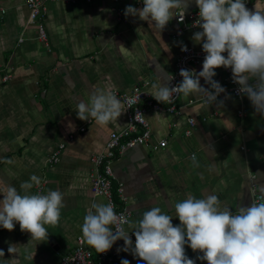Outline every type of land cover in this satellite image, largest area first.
Returning <instances> with one entry per match:
<instances>
[{
	"label": "crops",
	"instance_id": "1",
	"mask_svg": "<svg viewBox=\"0 0 264 264\" xmlns=\"http://www.w3.org/2000/svg\"><path fill=\"white\" fill-rule=\"evenodd\" d=\"M256 2L250 0L246 7L255 11ZM188 3L185 13L199 10L194 0ZM129 5L142 8L136 0L48 1L46 45L29 23L25 0H0V63L12 73L0 86V191L6 186L20 191L21 183L35 174L41 178L40 193L58 190L64 197L59 223L45 225L47 239L32 240L20 227L0 231V264H61L63 255L75 248L91 204L106 203L92 193L91 156L104 149L112 131L127 125L126 108L122 103L118 120L98 125L94 119H78L76 103H89L97 90L131 92L143 85L150 93L152 83H168L164 80L170 79L185 45L203 51L202 42L191 39L201 28L175 38L182 25L176 15L159 32L138 16L125 17ZM203 61L191 63L197 73ZM215 71L213 79L226 84V68ZM201 85L214 91L203 78ZM176 105V113L149 110L151 145L127 149L113 164L131 213L125 229L132 241L138 220L151 207H160L179 225L174 205L188 195L215 194L221 208L233 212L250 206L256 194L264 202V116L248 97L225 91L209 104L205 94L193 93L180 95ZM163 139L168 143L160 147ZM61 143L66 146L60 160L50 163ZM29 192L35 194L37 187ZM124 247L120 239L109 250L118 253L115 264H145ZM185 253L196 264H207L198 259L203 253L187 245Z\"/></svg>",
	"mask_w": 264,
	"mask_h": 264
},
{
	"label": "clouds",
	"instance_id": "2",
	"mask_svg": "<svg viewBox=\"0 0 264 264\" xmlns=\"http://www.w3.org/2000/svg\"><path fill=\"white\" fill-rule=\"evenodd\" d=\"M194 2L199 8V19L194 26L202 31L195 32L191 39L202 42L206 53L202 70L197 73L182 68L179 75L183 79L177 85L171 86L161 80L152 83L149 94L167 104L178 95L203 93L205 101L213 104L226 91L213 79L215 69L225 67L231 69L233 81L240 85L239 93L246 95L255 111L264 116V3L257 0L255 11H251L245 0ZM188 6V0H143L142 8L129 5L124 15L138 16L160 32L174 15L183 20ZM187 50L185 45L182 51ZM201 78L214 91L204 88ZM252 79L255 84L249 83ZM122 103L112 91L97 90L89 103L83 100L76 103L77 118L94 119L98 125H107L121 116ZM135 119H139L138 113ZM192 159L195 163L194 155ZM40 184L41 178L33 174L29 181L21 183L20 191L14 186L0 191L3 195L0 227L12 231L18 223L22 232L31 233L32 240L48 238L45 225L59 223L64 197L58 190H48L46 194L29 192L34 185L39 187ZM220 204L215 194L203 198L188 195L174 205L175 217L180 221L177 226L172 223L173 217L162 212L160 207L149 208L136 224L133 248L129 233L122 227L129 221L116 214L110 201L93 202L81 225L82 239L98 253L107 252L117 240L123 239L125 247L122 250L131 249L145 264H196L186 255L185 245L203 253L198 259L207 264H264V202L241 205L235 212L221 208ZM8 251L13 253V246ZM0 255H4L2 250ZM121 264L130 262L123 260Z\"/></svg>",
	"mask_w": 264,
	"mask_h": 264
},
{
	"label": "built area",
	"instance_id": "3",
	"mask_svg": "<svg viewBox=\"0 0 264 264\" xmlns=\"http://www.w3.org/2000/svg\"><path fill=\"white\" fill-rule=\"evenodd\" d=\"M48 1L55 0H25V3L30 9L29 23L36 25L38 29V38L48 45V34L44 24ZM68 2H75L78 0H61ZM86 2H93L96 0H83ZM119 0H114L117 2ZM246 4L250 0H245ZM136 3L143 7V0H136ZM5 10L2 9V12ZM177 21L181 22L182 25L175 33V38L181 36L186 30L195 28L194 24L199 19V10L192 13H185L183 20L180 19L179 15H176ZM24 37H20V41H23ZM187 46V51H183L180 57L177 59L176 67L170 76L172 80L168 83L171 86L177 85L183 78L179 75L180 69L194 70L191 63H197L204 60L206 53L202 50H195L194 48ZM227 82L226 84H220L226 92H231L237 98H243V94L239 93V84L233 81V74L230 68H226ZM12 79V73L8 71L7 66L0 63V86L9 82ZM117 98L121 99L125 105L127 113V125L120 130L112 131L109 135L108 141L104 149L100 153H96L91 156V162L93 164L91 171V186L92 193L94 196H103L106 199V203L109 201L113 204L116 214L128 221L131 219V213L127 207L126 196L124 188L121 183L117 181L114 174L113 164L119 159V157L130 148L137 145H151V128L146 118V113L149 110H155L157 112L168 111L171 113L178 112L176 105L180 95L175 96L170 103H160L149 94L143 85H138L131 92L118 91L113 92ZM137 113L139 119H135ZM243 115V112H240ZM190 125L194 126L195 121L189 120ZM188 132H190L188 130ZM73 138V135H71ZM167 140L163 139L160 141L159 146L165 147ZM66 144L61 143L49 156L48 161L50 163H57L60 160L61 154ZM156 148V147H155ZM195 155V154H193ZM192 155V156H193ZM42 189V185L37 187L38 192ZM263 200L261 194H256L254 202L260 203ZM126 225L122 227L126 231ZM15 227H20L16 223ZM113 227V226H110ZM4 230L0 227V231ZM113 230L114 227H113ZM133 243H135V235L132 234ZM118 259L117 252H110L109 250L104 253H98L94 248L89 246L82 239V232L77 237V244L73 251L63 255L61 264H115Z\"/></svg>",
	"mask_w": 264,
	"mask_h": 264
}]
</instances>
